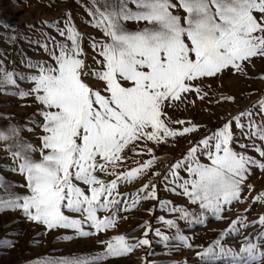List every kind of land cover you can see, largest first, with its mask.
<instances>
[{"label":"snow or ice","instance_id":"obj_1","mask_svg":"<svg viewBox=\"0 0 264 264\" xmlns=\"http://www.w3.org/2000/svg\"><path fill=\"white\" fill-rule=\"evenodd\" d=\"M76 7L80 24L99 35L84 31L66 8L58 18L40 21L35 43L45 55L29 59L31 74L0 76V94L30 98L40 117L22 126L0 114V150L12 162L3 170L23 178L9 181L0 174V213L19 211L44 232L71 230L64 240L95 236L102 250L23 264H105L151 249L150 232L164 248L177 241L192 250L201 264H264V211L254 219L247 208L235 219L228 216L254 191L251 203L264 207V186L257 190L251 182L257 170L264 174V91L234 114L215 110L237 105L228 80L264 82V67L254 72L264 65V0H76ZM18 80L30 87L20 88ZM200 104L209 122L215 118L213 127L176 115ZM37 130L38 145L23 136ZM181 140L188 146L161 168ZM133 184L139 185L134 192L121 191ZM160 191L186 198L198 210L162 199ZM146 201L178 213L157 217L172 235L145 221L139 237L99 238L119 228L127 219L122 213H154ZM209 214L227 221V228L197 251L179 221L203 224ZM249 229L255 231L244 235ZM233 233L243 240L238 250L222 242ZM0 243L12 248L16 241Z\"/></svg>","mask_w":264,"mask_h":264},{"label":"rangeland","instance_id":"obj_2","mask_svg":"<svg viewBox=\"0 0 264 264\" xmlns=\"http://www.w3.org/2000/svg\"><path fill=\"white\" fill-rule=\"evenodd\" d=\"M0 0V76L4 71L14 72L16 78L20 75H29L32 70L28 68L29 59L35 61L43 58V50L35 43L39 38L41 27L40 21L43 19L58 18L62 11L66 8H72L77 18V23L80 24L79 16L81 10L76 7V0ZM81 28L86 32H91L93 35H99L96 30L92 28H85L80 24ZM47 30V29H45ZM264 65H258L254 70L259 74ZM20 88L27 89L30 84L27 81H19ZM226 87L230 88L232 93L237 96V105L222 104L216 106L215 110L221 115L236 113L240 109L253 104L261 92L264 91V82L259 79L244 80L242 78H232L226 82ZM249 89H257L254 94L249 95ZM9 104V107H5ZM31 105V106H26ZM205 105L200 104L197 108H192L188 112L180 111L176 113L181 118L190 117L199 119L208 124V127H213L216 123L215 118L209 122L207 113L203 111ZM38 105L32 103L31 99L19 100L13 96L0 94V114H11L15 117V121L22 126H29V118L39 121L40 117L34 115L37 112ZM4 121H0L3 124ZM203 131V129H202ZM39 131L24 132L23 136L33 144H39ZM188 146L187 140H181L178 147L169 149L171 155L164 156L160 161V167H167L174 156H179L180 153ZM256 155V153H250ZM7 153L0 150V174L5 176L9 181L22 182V177L3 170V166L11 164V160L6 159ZM141 157H135V160H140ZM128 166L135 167L136 165L131 161ZM251 182L256 186L257 190H261L264 186V174L257 170L256 175ZM138 184H133L128 188H121V191L128 193L134 192ZM0 189V194H2ZM16 192H23L24 189H13ZM257 192L248 194L249 203L241 204L233 208L232 212L228 214L230 219H235L237 215L243 214L244 210L250 209L251 216L249 219H254L257 213L264 211V207L251 203L252 198L256 196ZM162 199L172 200L177 206H187L190 210H198L195 206L189 205L186 198L170 194L166 191L159 193ZM145 207L155 206V211L152 214L146 212L143 208L133 210L130 213H122L127 215V219L120 222L119 228L115 231L109 230L107 233H101L100 239H109L116 234L131 233L135 237L142 235L145 221H148L153 229L159 228L162 232L172 235L174 230L169 231L162 223L157 221L158 216H165V218H175L178 213H169L167 209L161 210L156 201L144 202ZM184 233L189 236L190 243H192L197 251H202L204 247L212 245L217 239H221V233L227 228V221L217 220L210 214L207 216L203 224L186 225L184 221H179ZM255 231L249 229L244 235ZM42 226L27 221L19 211L2 212L0 213V241L3 239H11L16 241L15 246L8 248L0 243V264H23L25 260L34 261L36 258H49L53 261L61 258H70L83 254L95 253L102 250V245L97 243V237L74 238L73 240H64L62 237L72 235L69 229H55L44 232ZM149 239L153 241L152 248L145 247L133 253L131 256L123 257L115 260H109L105 264H141L138 257H147L150 261H156L157 264H175L180 262L184 264H201L199 258L195 256L192 250L183 247L177 241H170L169 248H164L159 242L160 238L150 232ZM222 242L226 246L235 247L237 250L241 246L242 238H237L233 233L222 238ZM155 252V255L151 253ZM170 252V255L166 253ZM218 264H224L223 261Z\"/></svg>","mask_w":264,"mask_h":264}]
</instances>
